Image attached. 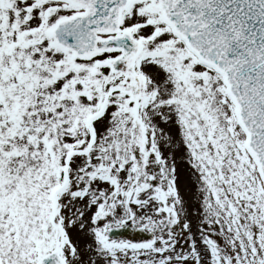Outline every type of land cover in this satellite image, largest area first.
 Segmentation results:
<instances>
[{
  "label": "snow or ice",
  "instance_id": "6c2138e0",
  "mask_svg": "<svg viewBox=\"0 0 264 264\" xmlns=\"http://www.w3.org/2000/svg\"><path fill=\"white\" fill-rule=\"evenodd\" d=\"M0 264H264V0H0Z\"/></svg>",
  "mask_w": 264,
  "mask_h": 264
},
{
  "label": "water",
  "instance_id": "95a60500",
  "mask_svg": "<svg viewBox=\"0 0 264 264\" xmlns=\"http://www.w3.org/2000/svg\"><path fill=\"white\" fill-rule=\"evenodd\" d=\"M117 234L121 236L122 238L130 239L133 241H141V240L150 238L149 233L140 231L131 226L124 228V229L117 230Z\"/></svg>",
  "mask_w": 264,
  "mask_h": 264
},
{
  "label": "rangeland",
  "instance_id": "374dc122",
  "mask_svg": "<svg viewBox=\"0 0 264 264\" xmlns=\"http://www.w3.org/2000/svg\"><path fill=\"white\" fill-rule=\"evenodd\" d=\"M179 169H180V187H181V191L184 192L185 189L190 184L188 170H187V166L182 163L179 165Z\"/></svg>",
  "mask_w": 264,
  "mask_h": 264
}]
</instances>
